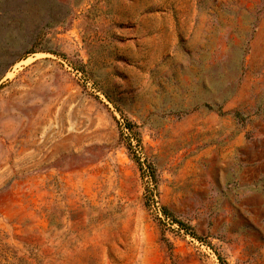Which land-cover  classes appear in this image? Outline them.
<instances>
[{"label": "rangeland", "instance_id": "rangeland-1", "mask_svg": "<svg viewBox=\"0 0 264 264\" xmlns=\"http://www.w3.org/2000/svg\"><path fill=\"white\" fill-rule=\"evenodd\" d=\"M219 255L264 264V0H0V264Z\"/></svg>", "mask_w": 264, "mask_h": 264}, {"label": "trees", "instance_id": "trees-1", "mask_svg": "<svg viewBox=\"0 0 264 264\" xmlns=\"http://www.w3.org/2000/svg\"><path fill=\"white\" fill-rule=\"evenodd\" d=\"M136 128H137V125L133 121L127 119V121L125 123V128H124L127 131H124V129L121 130V138H125V137H127L128 139L131 138V137H135L136 138V135H137ZM125 135H127V136H125ZM137 141L139 142V145H140L141 144V140L137 139ZM128 144H129L128 148L130 150H132L133 145L130 144V143H128ZM150 168H152V165L150 166ZM178 222L180 223V226H181L182 229L188 228V225H186L185 223H183L181 221H178ZM219 258L221 260V264H229L223 259V257L221 255H219Z\"/></svg>", "mask_w": 264, "mask_h": 264}]
</instances>
